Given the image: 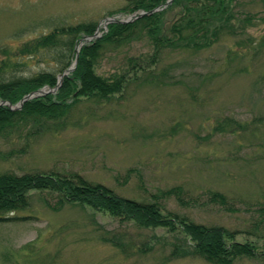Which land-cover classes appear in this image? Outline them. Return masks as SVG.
<instances>
[{"label":"rangeland","instance_id":"rangeland-1","mask_svg":"<svg viewBox=\"0 0 264 264\" xmlns=\"http://www.w3.org/2000/svg\"><path fill=\"white\" fill-rule=\"evenodd\" d=\"M128 1L0 0V49L13 52L14 65L25 74L54 70L56 63L45 50L14 52L57 27L126 18L130 12L121 8ZM179 9L173 6L165 13L166 25ZM237 10L255 18L244 32L224 34L198 52L164 49L157 63L144 64L120 93L81 98L65 122L47 123L27 152L0 160V173L77 172L119 195L146 200L181 186L185 203L173 196L163 199L167 210L198 223L223 225L236 232V240L252 241L262 252L263 4L241 0ZM150 50L146 39L107 47L96 71L107 76L126 70L125 57ZM227 118L242 129L218 130L216 124ZM208 191L235 199L236 209L208 203ZM45 199L57 206L53 194L34 190L27 208L0 221V264H212L192 253L189 237L178 229L142 227L85 204L52 208ZM233 264H264V255L238 257Z\"/></svg>","mask_w":264,"mask_h":264},{"label":"trees","instance_id":"trees-1","mask_svg":"<svg viewBox=\"0 0 264 264\" xmlns=\"http://www.w3.org/2000/svg\"><path fill=\"white\" fill-rule=\"evenodd\" d=\"M166 1L129 0L121 10L130 13L149 11L163 6ZM240 1L172 0L163 9L144 14L131 22L109 23L100 37L80 47L74 70L64 76L55 93L49 92L29 99L20 109L13 110L7 105H0V146H10L8 149L0 148V160L27 152L31 139L40 134L47 123L65 122L70 110L81 98L103 99L120 93L130 80L135 79L144 64H156L164 49L198 52L218 42L224 34L244 32L246 25H251L255 18L248 13L241 16L237 10ZM260 1L263 4V16L260 19L264 21V0ZM173 6L180 9L166 25L164 15ZM234 21H239L241 26L235 27ZM95 29L93 23L57 27L24 43L18 52H14V55L36 54L41 49L45 50L56 63L54 70L43 69L25 74L24 70L14 65L13 52L1 48L4 57L0 60V101L16 103L31 91L46 85L54 87L57 75L71 64L74 46L79 38L94 33ZM141 39L147 40L151 50L140 57H125L126 70L113 71L107 76L96 71L100 56L107 47L118 49ZM228 126L232 128L230 132L242 129V125L231 118L222 119L216 124L218 130ZM34 190L53 194L57 206L66 203L85 204L142 227H165L170 231L178 229L189 237L192 253L212 264H233L238 257L264 255V249L260 252L254 242L236 240V232L223 225L198 223L186 215L167 210L161 201L163 199L173 196L180 204L185 203L181 186L164 189L148 200L134 199L119 195L100 182L89 181L77 172L35 170L21 174L12 171L0 173V221L10 220L13 217L7 214L27 208ZM235 201L218 191H208L207 194L208 203L217 204L228 211L236 209ZM45 202L57 208L51 206L47 199ZM259 211L264 215V206Z\"/></svg>","mask_w":264,"mask_h":264},{"label":"water","instance_id":"water-1","mask_svg":"<svg viewBox=\"0 0 264 264\" xmlns=\"http://www.w3.org/2000/svg\"><path fill=\"white\" fill-rule=\"evenodd\" d=\"M170 2H171V0H168V3H170ZM157 9H159V8H156V9H154V10H157ZM154 10H150V11H143V10H142V11H140V12H138V13H133V14L129 15V16H128L127 18H125V19H119V18H117V17H115V16L105 17V18L103 19V21H102L101 24H102V26H103L104 28H106V26H107V24H108L109 22H128V21H132V20L138 18L139 16H141V15H143V14H146V13H151V12L154 11ZM99 35H100V25L97 26V28H96L94 34H92V35H85V36H83V37L80 39V41H79L77 47L75 48V59H74V61L72 62V64H71L67 69H65L62 73H60V74L58 75L57 86H55L54 88H49V89H45L46 87H44V88H41V89H38V90H35V91H32V92H29V93L25 94V95H24V96H23V97H22L17 103H15V104H12L10 101H1L0 104H7L11 109H17V108H21L22 105H23V103H24L25 101H27L28 99H31V98H34V97L41 96V95H43V94H45V93H47V92H49V91H52V92L55 91L56 88L61 84L64 75L67 74L68 72L72 71V70L75 68V65H76V63H77V59H78L79 48H80V45L83 44V41L92 40V39H94V38H97Z\"/></svg>","mask_w":264,"mask_h":264}]
</instances>
